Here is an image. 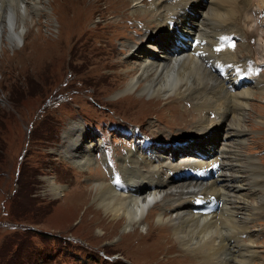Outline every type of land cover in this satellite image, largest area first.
<instances>
[{
    "label": "rangeland",
    "instance_id": "rangeland-1",
    "mask_svg": "<svg viewBox=\"0 0 264 264\" xmlns=\"http://www.w3.org/2000/svg\"><path fill=\"white\" fill-rule=\"evenodd\" d=\"M66 1L70 0H47L49 18L39 15L31 20L25 25L20 47L8 48L4 39L0 51V264H211L200 255L202 252L198 259L194 257L197 254L183 250L167 223L162 225L163 229L148 218L152 222L150 229L126 241L123 229L110 227L95 207L96 210L84 211L92 204H85L90 185L100 179L95 168L107 182L109 177L100 164L79 170L68 159L72 157L65 155L62 132L72 121H81L89 134L94 133L101 142L107 143L112 154H116L115 160L110 158L117 168L119 156L131 146L129 136L123 138L121 135L125 133L120 129L135 135L136 127L140 136H147L152 147L167 148V141L179 143L189 138L197 122L207 113L199 111L190 99L180 96L162 98L143 94L140 97L139 83L134 91L124 92L128 77L133 76V67L126 64L122 44L141 41L146 30L156 26L153 16L144 10L132 9L133 0H128L131 16L128 14L126 19L116 16V9L121 10L120 5L127 0H75L71 8ZM142 1V5L150 3V0ZM222 1L217 0V3ZM214 13L217 16L209 20L213 25L219 24L216 28L219 31L228 18L223 17L222 7ZM258 21L261 22L258 33L264 41V11L258 15ZM232 29L240 34L235 54L239 55L238 63L242 62L244 68L242 58L255 57L257 37L244 36L248 27L243 18ZM149 43L146 41L143 46L155 55L157 51L152 52L147 47ZM205 60L210 62L211 59ZM222 63L229 77L242 78L236 64L225 60ZM211 67H215L214 61ZM201 68H204L202 63ZM255 81L261 83L259 89L264 90V72L246 83L255 92L242 123L248 134L244 135L245 145L233 147L257 161L261 171H255L254 176L264 179V126L255 123L259 117L264 118V98L258 94ZM232 128L228 126L229 143L235 142L238 136L237 128ZM82 140L86 145L87 139L82 137ZM52 183L62 187L61 197H54L48 191ZM248 186H244L246 192L251 189ZM256 188L262 201L264 187ZM198 193L205 195L198 190L193 192ZM69 197L75 198L72 201L83 200L85 205L77 208L79 211L73 217L70 213L74 207L71 210L63 207ZM60 207L71 211L70 218L61 219L67 213ZM84 213L87 214L83 217ZM103 223L107 225L100 227ZM254 225L255 232L260 234L255 239L261 249L260 264H264V218ZM238 249L239 253L244 250Z\"/></svg>",
    "mask_w": 264,
    "mask_h": 264
},
{
    "label": "bare ground",
    "instance_id": "bare-ground-1",
    "mask_svg": "<svg viewBox=\"0 0 264 264\" xmlns=\"http://www.w3.org/2000/svg\"><path fill=\"white\" fill-rule=\"evenodd\" d=\"M73 1L75 0L66 1L70 8ZM140 1L133 0L132 9L145 11L153 16L156 26L146 30L147 33L140 38L141 41L122 44L126 50V64L133 67V76L128 77L124 92L134 91L139 83L141 87L137 94L140 97L143 94L162 98L180 96L190 99V102H194V106L207 113V116H202L197 122L189 138H183L179 143L167 141V148L161 145L150 147L137 140L139 137L132 135L135 146L125 149V153L118 159L117 171L121 179L123 178V187L116 188L114 175L110 177L109 174L107 182L95 168L94 171L100 179L95 180L93 186L90 185L91 192L89 197L86 196L85 204H92L84 211L97 209L110 227L123 229V239L126 241L150 229L152 222H156L158 226L167 223L180 247L188 253L197 254L194 257L198 259L199 253L202 252L200 255L211 264H260L261 249L255 243L260 234L255 232L254 222L264 218V188L261 189L262 201L256 188L259 185L264 187V179L254 176L255 171H261L257 161L236 148V145H245L244 135L248 132L242 123L248 115L249 100L255 92L249 89L246 82L240 83V77L237 78L238 81L233 76H228L226 80L217 79L211 69H202L201 63L205 59L214 58L212 44L218 40L214 37H219L224 43L221 44L222 51L216 59L236 64L237 71L242 68V62L238 63L237 60L239 55L230 49L227 39L233 34L240 38V34L238 35L237 30L232 27L243 18L248 27L244 36L254 34L257 37L253 50L254 59L257 65H261L264 61V41L262 34L258 33L261 23L258 21V15L264 11V0H223L218 3L217 0H150L147 5H142ZM129 2L127 0L121 4V10L116 9V16H125L126 19L130 15ZM219 7L224 11L223 17L228 19L217 31L219 24L213 25L209 19L217 16L214 11L218 12ZM47 11V0H0V51L4 39L8 48L18 49L24 39L25 25L39 15H46ZM123 31L128 32L126 29ZM223 34L227 35L222 36ZM196 37H200L201 42L195 51L204 53L203 58H195L190 50V42L187 39ZM146 41L155 47L152 49L150 43L147 46L152 52L157 51L155 55L144 48ZM241 46H244V43ZM256 81L255 88L260 97L264 98V90L259 89L261 83ZM206 86L213 89L208 90ZM212 115L214 117L210 119ZM255 123L264 126V118L259 117ZM228 126L237 128L235 130L238 136L235 137V142L232 140V143H229ZM74 128H77L76 132ZM86 133L88 135H85ZM82 137L87 139L86 145ZM62 139L65 142L62 150L67 157H72L68 159L76 168L89 170L90 167L100 164L111 172L103 152L100 159L96 158L97 153L101 154L104 142L94 133L89 134V130L81 121H72L62 132ZM184 142L186 145L179 146ZM175 143L177 144L174 145ZM216 162L220 164L219 170ZM187 169L196 172L195 175H203L205 181L198 182L186 176L176 179L175 176L179 174L185 175ZM165 183L168 185H164ZM246 184L251 187L248 192L244 189ZM195 190L205 194V199L211 197L216 200L210 215L199 216L192 213L191 203L199 195L193 194ZM48 191L54 197H61L63 194L62 187L54 183L48 185ZM73 199L66 198L65 202L62 199L63 207L69 210L74 207L72 212L60 207L64 214L71 212L72 217L84 204L79 198L80 201H72ZM63 212L61 210V213ZM61 213L59 216H62ZM67 214L61 219L66 216L70 218ZM86 214L84 213L83 217ZM148 218L152 219V222ZM101 225L99 226L105 227L107 224ZM99 226L97 230L101 234L102 229ZM239 247L244 249L242 253L238 252ZM223 257L227 261L223 260Z\"/></svg>",
    "mask_w": 264,
    "mask_h": 264
}]
</instances>
